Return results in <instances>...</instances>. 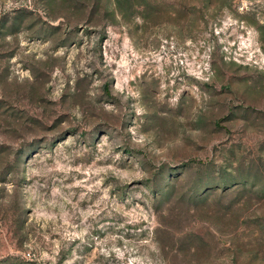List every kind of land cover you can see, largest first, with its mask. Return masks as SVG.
Instances as JSON below:
<instances>
[{
  "label": "rangeland",
  "instance_id": "rangeland-1",
  "mask_svg": "<svg viewBox=\"0 0 264 264\" xmlns=\"http://www.w3.org/2000/svg\"><path fill=\"white\" fill-rule=\"evenodd\" d=\"M0 264H264V0H0Z\"/></svg>",
  "mask_w": 264,
  "mask_h": 264
}]
</instances>
